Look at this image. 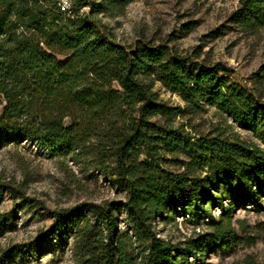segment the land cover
Returning a JSON list of instances; mask_svg holds the SVG:
<instances>
[{
  "label": "trees",
  "instance_id": "16d2710c",
  "mask_svg": "<svg viewBox=\"0 0 264 264\" xmlns=\"http://www.w3.org/2000/svg\"><path fill=\"white\" fill-rule=\"evenodd\" d=\"M85 5L76 0L61 12L56 0H0V141L32 140L107 175L125 193L133 239L117 241L111 214L98 204L63 210L43 237L71 238L75 264H135L128 251L133 243L145 247L139 264H179L150 226L179 213L210 222V232L186 255L203 258L215 247H231L233 211L259 208L264 198V154L219 138L190 144L158 126L151 118L174 109L158 101L146 81H159L191 105L213 100L252 130L264 128V110L219 65L198 67L161 46L109 42L91 17L94 7L80 12ZM230 21L264 26V0H239ZM163 148L181 152L208 175L165 170ZM222 190L233 195L226 206ZM212 206L220 211L216 220Z\"/></svg>",
  "mask_w": 264,
  "mask_h": 264
},
{
  "label": "rangeland",
  "instance_id": "374dc122",
  "mask_svg": "<svg viewBox=\"0 0 264 264\" xmlns=\"http://www.w3.org/2000/svg\"><path fill=\"white\" fill-rule=\"evenodd\" d=\"M73 6L76 0H69ZM80 12L96 10L92 19L115 45L163 47L198 67L219 65L229 81L264 110V26L239 27L230 21L239 0H83ZM157 100L174 114L151 121L175 131L183 141L198 143L201 137L238 143L264 154V128L243 127L213 100L187 103L159 81H146ZM2 101L0 99V111ZM144 157L142 153L140 159ZM165 170L194 177L208 175L179 151L160 152ZM108 176L70 156L58 157L32 140L0 141V264H75L71 238H44L57 214L81 204H98L111 214L114 238L129 244L133 230L124 207L125 193ZM226 199L227 191H221ZM216 220L220 211L209 210ZM90 216L87 211H82ZM166 216V215H164ZM207 220L182 214L153 219L155 237L166 241L179 264H264V198L259 208L245 206L232 213L235 244L215 247L201 256L188 252L199 235L209 233ZM143 244L133 243L130 256L139 264Z\"/></svg>",
  "mask_w": 264,
  "mask_h": 264
},
{
  "label": "built area",
  "instance_id": "2783aa9c",
  "mask_svg": "<svg viewBox=\"0 0 264 264\" xmlns=\"http://www.w3.org/2000/svg\"><path fill=\"white\" fill-rule=\"evenodd\" d=\"M57 6L61 12H66L70 8V1L69 0H56Z\"/></svg>",
  "mask_w": 264,
  "mask_h": 264
}]
</instances>
